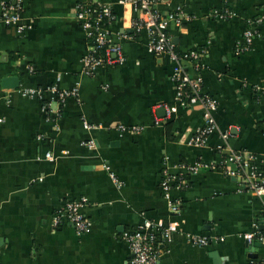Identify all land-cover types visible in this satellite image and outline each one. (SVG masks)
I'll return each instance as SVG.
<instances>
[{
  "label": "crops",
  "instance_id": "1",
  "mask_svg": "<svg viewBox=\"0 0 264 264\" xmlns=\"http://www.w3.org/2000/svg\"><path fill=\"white\" fill-rule=\"evenodd\" d=\"M10 1L0 0V16ZM94 1L114 10L109 36L124 62L93 76L84 68L90 44L75 19L78 0H22L20 23L32 26L24 33L0 20V264H130L124 234L159 223L177 233L158 237V264L264 260V241L244 238L253 225L264 236L262 202L227 175L237 168L226 159L264 156V0H159L162 17L179 20L167 27L177 52H205L180 65L150 52L146 31H133L134 5ZM249 28L253 43L238 53ZM179 66L217 102L204 145L194 143L205 127L202 106L175 100ZM6 78L19 87L6 88ZM75 89L60 105L57 94ZM198 162L206 167L188 173ZM166 175L186 180L171 200ZM83 199L90 232L78 234L64 217L56 228L63 206ZM188 236L211 242L195 246Z\"/></svg>",
  "mask_w": 264,
  "mask_h": 264
},
{
  "label": "built area",
  "instance_id": "2",
  "mask_svg": "<svg viewBox=\"0 0 264 264\" xmlns=\"http://www.w3.org/2000/svg\"><path fill=\"white\" fill-rule=\"evenodd\" d=\"M158 2L159 0H121V3L124 5H134L138 16L130 22L131 28L136 34H141L146 31L150 52L156 55L167 54L178 65L185 60H198L205 52L191 51L186 56H182L177 52L173 38L167 33V27L169 22L177 21L179 23V20L174 15L163 18L156 7ZM22 10V0H12L9 3H3L0 20L8 26L18 27L19 33H24L32 26L21 25ZM231 15L232 13L227 11L225 14H217V17L224 20L231 17ZM75 19L85 30L88 39L93 42L90 45L88 54L84 58L86 74L93 76L100 67L122 64L124 62L121 46L111 41L109 28L101 25L104 19H108L110 25L117 20L111 6L94 0L83 1L77 4ZM254 36V30L252 28L247 29L244 33V44L238 46L237 52L243 53L247 51L253 43ZM121 38L130 39V36L124 33ZM175 80L176 103L181 107H190L192 104H199L203 108L205 127L196 135L194 143L204 145L216 128L213 112L217 108V102L202 93L201 80H192L183 67L179 66ZM77 91L75 89L71 93H58L57 98L59 104L64 105L66 99L69 96L76 95ZM24 95L31 97L42 96V92L40 90H26L24 91ZM2 123L3 120L0 119V124ZM136 131L139 132L138 130ZM89 145L90 147H94L95 144L91 141ZM46 158L52 160L53 155L47 153ZM226 159L229 163L235 164L237 168L234 173L228 172L227 175L232 174L239 177L244 189L261 200L264 213V156L239 152L228 155ZM205 167L203 163L198 162L192 166H186V169L188 173L196 174ZM185 184L186 180L171 178L166 175L162 182V190L165 198L171 200V193L174 190L183 189ZM84 202V199L67 202L56 216L55 227H59L60 220L64 217L74 226L78 234L83 235L90 232L93 224L81 212ZM179 205V202L171 201L173 211H176ZM253 227L254 231L246 234L244 238L248 242H253L257 237L260 238V241H264V236H259L256 231L258 226L253 225ZM176 233L177 228L174 224L164 226L161 223L153 225L147 224L138 230L126 232L124 239L129 242L132 253L130 264H158L160 245L162 244V242H159L158 237L170 239ZM188 238L193 245L200 247L207 246L211 242V238L208 237L188 236ZM250 264H264V260L251 261Z\"/></svg>",
  "mask_w": 264,
  "mask_h": 264
},
{
  "label": "water",
  "instance_id": "3",
  "mask_svg": "<svg viewBox=\"0 0 264 264\" xmlns=\"http://www.w3.org/2000/svg\"><path fill=\"white\" fill-rule=\"evenodd\" d=\"M3 85L6 88H18L19 87V80H18V78H6L3 80ZM261 229H264V226H262Z\"/></svg>",
  "mask_w": 264,
  "mask_h": 264
},
{
  "label": "trees",
  "instance_id": "4",
  "mask_svg": "<svg viewBox=\"0 0 264 264\" xmlns=\"http://www.w3.org/2000/svg\"><path fill=\"white\" fill-rule=\"evenodd\" d=\"M84 0H78V3H82ZM101 25H103V27H106V28H110L111 25L109 24V20L108 19H104L103 22L101 23ZM89 44L92 45L93 42L92 40H89Z\"/></svg>",
  "mask_w": 264,
  "mask_h": 264
}]
</instances>
